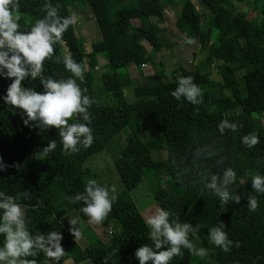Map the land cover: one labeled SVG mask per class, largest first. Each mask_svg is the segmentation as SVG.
Returning <instances> with one entry per match:
<instances>
[{
  "label": "trees",
  "instance_id": "trees-1",
  "mask_svg": "<svg viewBox=\"0 0 264 264\" xmlns=\"http://www.w3.org/2000/svg\"><path fill=\"white\" fill-rule=\"evenodd\" d=\"M86 3L99 34V39L90 45L85 81L87 95H92V68L96 56H103L108 73L101 76L104 92L112 97L115 105L93 104L94 143L92 146L105 147L121 129L132 126L125 147L114 160V167L123 187L113 210L99 228H111L108 242L105 244L91 230L83 231L85 245L80 248L65 234L63 228L54 221L59 220L68 211L73 210L82 221L87 217L80 212L82 204H73L69 197L83 192L87 180L93 175L83 168L92 154L91 147L75 154H65L60 143L58 130L37 132L23 124L19 110L0 100V157L5 165H18L0 171V191L17 195L25 190L30 197H23L20 203L31 221L29 227L33 234L59 230L63 237L71 260L75 263L87 261L90 264H102L104 258L114 250H119L108 264H139L135 250L142 244H151L148 228L140 212L134 206L128 193L147 174L155 171V162L150 156L151 150H157L164 144L165 168L167 174L154 190L153 200L157 208L169 210L173 218L189 222L198 227L193 236L197 247L208 250L204 258L191 255L182 249L183 257H175L171 264H264V194L254 192L251 177L264 175V127L256 119L264 113V0L261 3L258 21H251L242 15L231 13L224 7L226 0H201L209 15L201 24L200 15L190 0H130L119 5L113 13L107 9L111 0H73ZM121 3V0H117ZM46 0H21L22 30H27L36 19L45 15L43 5ZM60 5V15L69 16L66 0H51ZM164 6H178L179 14L174 22L175 28L185 38L198 40L200 48L209 47L206 66L217 62L216 71L219 82L209 79L208 73L179 69V75L172 81L161 70V63H154L149 52L142 44L145 42L153 52L159 51L156 31L151 22L163 20ZM132 20L137 23L132 24ZM65 43L56 46V55L71 54L83 64V42L77 39L70 26L64 34ZM149 64L155 71L143 76L141 68ZM131 65L137 76L144 82L132 87L135 99L125 103L122 90L133 85L127 72ZM260 68L261 72L253 80L236 78V70L250 71ZM44 75L57 79L67 78L62 63L55 58L45 64ZM193 77L194 83L201 89L219 86L228 92L208 94L204 90L202 103L193 105L183 97L176 100L171 92L178 86L180 77ZM80 83L79 81H77ZM137 82V81H136ZM135 82V83H136ZM11 80L0 77V96L6 95ZM25 86L43 91L39 80H25ZM227 118L240 127L233 132L226 130L223 135L218 124ZM74 121H69L72 123ZM141 127H153L161 140L142 141L139 137ZM255 133L260 143L247 148L241 137ZM57 141V148L47 158L41 160L35 153L46 147L50 140ZM215 146L219 155L206 159L204 153ZM232 167L237 172V180L231 189L242 195L239 204L230 202L221 207L220 200L198 182L199 172L212 170L215 174L220 168ZM223 172H220L222 178ZM160 181V180H159ZM255 196L259 202L256 211H250L247 197ZM224 222L225 231L234 243L230 251L224 252L209 241V230ZM56 224V225H55ZM65 234V235H64ZM239 242L236 247L235 242ZM3 236H0V245ZM38 264H43L44 255L38 256ZM55 263V262H54Z\"/></svg>",
  "mask_w": 264,
  "mask_h": 264
},
{
  "label": "clouds",
  "instance_id": "clouds-1",
  "mask_svg": "<svg viewBox=\"0 0 264 264\" xmlns=\"http://www.w3.org/2000/svg\"><path fill=\"white\" fill-rule=\"evenodd\" d=\"M21 0H0V77L11 80L6 95L0 96L4 104L19 110L23 124L30 128L39 129L37 134L58 130L60 143L65 154H75L90 148L94 143L93 128L90 126L93 115L90 112L95 101L87 95L88 89L82 88L85 81L86 67L77 62L71 54L62 57L56 55V46L65 43L64 34L70 26L79 22L76 13L69 16L60 15V5H53L46 0L43 5L45 15L22 30L20 23ZM188 45L196 43L195 38L185 40ZM55 58V63H62L71 75L57 79L52 75L45 77L44 68L48 61ZM25 80H39L43 91L25 86ZM79 81L80 83H78ZM176 100L183 97L193 105L202 103L203 92L193 81V77H180L178 86L171 92ZM69 121H74L69 123ZM218 130L223 135L226 130L237 131L240 127L236 122L227 118L218 124ZM244 146L251 149L260 143L258 134L249 133L241 137ZM57 148V141L52 139L46 147L35 153L38 159H45ZM212 151L204 153L206 159L218 156L219 152L211 145ZM220 168L214 174L212 170L202 169L198 174V182L210 193L219 198L221 207L227 211V205L232 202L239 204L242 195L231 189L237 180V172L232 167H223V160H218ZM18 165H5L0 157V171ZM223 172L222 178L220 172ZM254 192L264 194V175L255 174L251 177ZM116 185L101 184L96 179L87 180L84 191L69 197L73 204H82L80 212L87 217L91 225H101L113 210L118 201ZM23 197L27 200L30 193L25 190L17 195H9L0 191V264H38V256L43 254L50 264H60L66 252L62 246L63 235L59 230L47 233L33 234L29 225L31 221L20 203ZM250 211H256L259 202L255 196L247 197ZM151 244H142L134 253L139 264H171L175 257H183L182 249L196 257L204 258L208 250L197 247L192 238L198 231L197 226L189 222H182L179 217L173 218L172 213L165 208H157L145 221ZM78 219L71 217L69 232L75 241L83 239V229ZM224 222L213 226L209 230V241L228 252L233 245L229 239ZM239 247V242H235ZM119 250L108 254L102 264L108 261Z\"/></svg>",
  "mask_w": 264,
  "mask_h": 264
},
{
  "label": "rangeland",
  "instance_id": "rangeland-1",
  "mask_svg": "<svg viewBox=\"0 0 264 264\" xmlns=\"http://www.w3.org/2000/svg\"><path fill=\"white\" fill-rule=\"evenodd\" d=\"M130 0H121V3H117V0H111L110 5H107V9L110 12H114L119 8V5H126ZM175 2H180L181 0H174ZM194 8L197 10L200 15V22L204 24L206 21L209 12L202 5L201 0H190ZM262 0H226L224 7L227 8L231 13L239 14L245 18L250 19L251 21H258L260 17V9ZM66 8L69 12V15L76 13L79 17V22L73 27L74 36L77 39L82 40L83 42V64L87 67L88 54L90 53L91 43L99 39V34L94 22V18L91 15L89 6L86 3L66 0ZM179 14L178 6H164L163 7V20L156 22L154 19H151V22L157 27L156 36L157 42L159 44V51L153 52L149 46L142 42L146 51L150 54V59L154 63H161L164 74L167 76L168 80H174L180 73L179 69L185 71H199L200 73H208V77L213 82H219L220 76L216 71L217 62H213L209 66H206L205 58L209 53V47L205 46L204 49L200 48L199 42L197 39L196 43L193 45H188L185 43L186 38L184 35L179 32L174 25V22ZM137 22L132 20V24L135 25ZM141 73L143 75H151L154 71L157 73L158 70H153L149 64H146L141 68ZM127 72L129 77L132 80H135L133 85L129 88H124L123 98L125 103H132L135 101L132 95V87L141 82H144L142 78L137 76V72L134 68L129 65L127 67ZM261 72L260 68H254L250 71L246 70H236V78H247L248 80H253ZM92 95L97 104H107L115 105V101L112 97L106 94L102 88L101 76L108 73L106 67V61L103 56H96L95 65L92 68ZM208 94H222L228 96V92L221 90L219 86H214L212 88L202 89ZM256 119L259 121L260 125L264 127V113L257 116ZM132 126H127L118 131L112 139L105 145V147H100L95 145L91 146L92 154L89 159L84 163L83 168L86 169L89 174L94 176L99 183L107 185H116L118 194L120 195L123 192V187L120 182V179L116 173L114 167V160L117 158L119 152L125 147L126 140L130 137V131ZM139 137L142 141L148 140H161L159 134L155 131L153 127H141L139 129ZM150 156L155 162V171L152 174H147L146 178L138 183V185L128 193V196L132 200L136 209L140 212L141 217L144 222L147 217L155 212L157 206L153 200L154 190L159 187L161 180L165 179L167 170L165 168V150L164 144L162 143L161 148L157 150H151ZM160 180V181H159ZM76 218L79 220V226L83 229H89L94 231L97 225H91L86 221H82L77 213L73 210L68 211L63 217L59 220H55L61 227L64 225H69L70 218ZM62 224V225H61ZM56 225V224H55ZM146 225V223H145ZM147 226V225H146ZM63 228V227H62ZM148 228V227H147ZM100 230V239L103 243H107L109 239V232L112 231L111 228H102ZM149 230V229H148ZM65 233V232H64ZM66 234V233H65ZM64 234V235H65ZM65 237H63L64 239ZM193 242L197 245V242L194 237H191ZM75 241V238H74ZM75 243L82 248L85 245L83 239L75 241ZM63 246V245H62ZM65 252L66 248L63 246ZM196 257V256H195ZM197 258V257H196ZM43 264H50L47 257L44 256ZM51 264H55L51 262ZM60 264H90L87 261L83 260L78 263L72 262L69 258V255L66 252L65 257L62 258Z\"/></svg>",
  "mask_w": 264,
  "mask_h": 264
},
{
  "label": "crops",
  "instance_id": "crops-1",
  "mask_svg": "<svg viewBox=\"0 0 264 264\" xmlns=\"http://www.w3.org/2000/svg\"><path fill=\"white\" fill-rule=\"evenodd\" d=\"M143 76H148V75H143ZM131 78V77H130ZM62 225V224H61ZM63 227V230L65 231V233L68 235V237L70 238V239H72V241L75 243V241H74V237L70 234V232H69V227L70 226H68L67 227V225H63L62 226ZM98 229H100V230H102L103 231V229L102 228H99L98 226L95 228V230L93 231L98 237H100V230H98ZM83 241H84V239H83ZM85 242V241H84ZM76 244V243H75ZM64 246V245H63ZM79 247V246H78ZM65 248H66V246H65ZM66 252H67V249H66ZM67 254H68V252H67ZM70 258V257H69ZM71 259V258H70ZM73 262V261H72ZM75 263V262H74Z\"/></svg>",
  "mask_w": 264,
  "mask_h": 264
}]
</instances>
